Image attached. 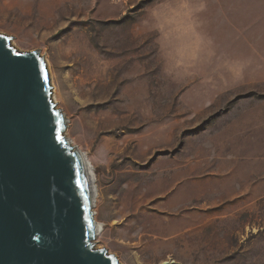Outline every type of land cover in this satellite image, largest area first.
Returning a JSON list of instances; mask_svg holds the SVG:
<instances>
[{
    "label": "rangeland",
    "instance_id": "obj_1",
    "mask_svg": "<svg viewBox=\"0 0 264 264\" xmlns=\"http://www.w3.org/2000/svg\"><path fill=\"white\" fill-rule=\"evenodd\" d=\"M0 34L91 164L95 248L264 264V0H0Z\"/></svg>",
    "mask_w": 264,
    "mask_h": 264
},
{
    "label": "water",
    "instance_id": "obj_2",
    "mask_svg": "<svg viewBox=\"0 0 264 264\" xmlns=\"http://www.w3.org/2000/svg\"><path fill=\"white\" fill-rule=\"evenodd\" d=\"M0 34V264H120L95 248L80 151L38 50Z\"/></svg>",
    "mask_w": 264,
    "mask_h": 264
},
{
    "label": "bare ground",
    "instance_id": "obj_3",
    "mask_svg": "<svg viewBox=\"0 0 264 264\" xmlns=\"http://www.w3.org/2000/svg\"><path fill=\"white\" fill-rule=\"evenodd\" d=\"M121 54V53H120ZM144 54V53H143ZM119 82V81H118ZM125 82V81H124ZM54 90V89H53ZM55 98V97H54ZM53 98V101L55 102V99ZM69 142L71 143V145H73L72 141L69 139ZM74 146V145H73ZM81 153V157H82V162H83V166H84V170H85V173H86V177H87V180H88V184H89V187H90V192H91V197H92V202H93V208L95 206V203H96V199L98 197V192H97V189L94 185V180H93V176H92V170H91V164L89 163L88 159L86 158V156L84 155V153L80 152ZM95 176V175H94ZM95 178V177H94ZM94 211V210H93ZM95 215V213H94ZM96 223V229H97V236L100 234L102 228H101V225L100 223Z\"/></svg>",
    "mask_w": 264,
    "mask_h": 264
}]
</instances>
